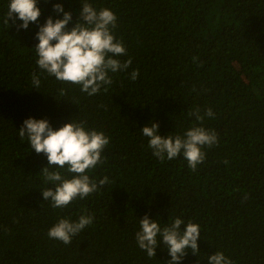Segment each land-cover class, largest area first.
<instances>
[{
    "label": "trees",
    "instance_id": "1",
    "mask_svg": "<svg viewBox=\"0 0 264 264\" xmlns=\"http://www.w3.org/2000/svg\"><path fill=\"white\" fill-rule=\"evenodd\" d=\"M83 2L38 0V22L24 30L18 19L4 23L10 0H0V264H168L162 237L153 258L136 242L145 215L161 228L177 217L199 225V252L186 250L181 264H208L215 252L233 264H264V0H86L115 14L112 33L127 50L116 58L132 60L94 96L41 72L34 49L39 26L63 18L55 4L75 22ZM197 108L202 123L188 115ZM209 108L213 117L204 115ZM28 118L103 132V162L86 171L108 183L53 208L41 194L54 187L40 174L47 157L18 137ZM151 122L163 137L204 127L218 143L203 148L196 171L182 154L161 162L141 131ZM67 167L60 171L71 179ZM81 215L93 222L70 244L48 237L60 219Z\"/></svg>",
    "mask_w": 264,
    "mask_h": 264
},
{
    "label": "clouds",
    "instance_id": "2",
    "mask_svg": "<svg viewBox=\"0 0 264 264\" xmlns=\"http://www.w3.org/2000/svg\"><path fill=\"white\" fill-rule=\"evenodd\" d=\"M38 0H10L9 9L4 23L9 25V20L15 24L16 20L23 23L18 26L27 30L30 23H37L41 10L37 7ZM79 19L72 20L71 12H65L59 3L53 10L63 18L53 20L49 17L39 26L36 34L38 44L35 52L38 57L36 64L41 72L55 77L61 82L79 85L80 90L88 96H94L105 85L112 84L109 73L126 71L132 64L131 58L121 62L116 57L124 56L127 50L122 40H117L112 30L116 27L117 17L108 8L97 11L90 3L83 2ZM72 24L69 28L68 25ZM10 26V25H9ZM198 58H194V61ZM135 81L139 76L138 69L130 74ZM34 87L40 86V76L32 75ZM107 91V88H104ZM64 95V89L60 90ZM195 116L196 121L202 123L204 116L200 115L197 108L188 112ZM213 117L211 108L205 114ZM142 134L149 138L148 147L153 155L161 162L177 158L181 154L187 160L189 168L196 171L197 166L205 160V146L212 147L218 143L217 134L204 127L193 126L183 136L158 134L159 125L151 122L141 129ZM20 140L27 139L30 148L36 154H44L48 166L44 167L42 174L44 181L54 187H47L41 191L45 201H50L53 208L68 206L76 198L84 199L96 192L98 186L108 183V178L96 181L90 179L86 170L94 169L102 163V152L109 145L110 138L103 132L88 130L85 123L72 120L58 129H53L46 119L28 118L23 121L18 131ZM227 163V161H225ZM72 175L71 179L65 178L60 169ZM58 166L57 170H52ZM94 216L81 215L77 221L60 219L48 231L50 239L58 240L65 245L71 243L72 238L83 229L92 224ZM140 230L136 232V242L149 258L155 257L160 238L167 247L171 260L168 264H181L182 258L190 250L193 255L199 252L197 241L200 238L199 225L185 222L175 218L173 222L161 228L156 220H150L147 215L140 219ZM184 230L181 231V227ZM208 264H233L222 252H215L208 257Z\"/></svg>",
    "mask_w": 264,
    "mask_h": 264
}]
</instances>
